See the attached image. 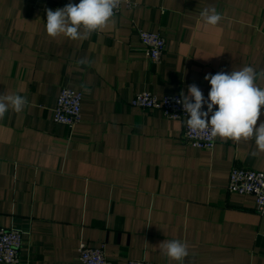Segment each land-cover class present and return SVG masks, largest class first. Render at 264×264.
<instances>
[{
  "label": "crops",
  "instance_id": "0c3cea01",
  "mask_svg": "<svg viewBox=\"0 0 264 264\" xmlns=\"http://www.w3.org/2000/svg\"><path fill=\"white\" fill-rule=\"evenodd\" d=\"M129 1L72 40L47 35L46 10L80 0H0V94L28 101L0 119V226L22 232L18 264H82V245L103 246L111 264H179L162 252L171 240L188 245L182 264H264V214L227 190L234 166L264 172L254 139L194 147L188 116L130 104L136 92L186 95L192 84L207 99L205 75L245 66L264 88V0ZM210 8L222 15L215 26L200 15ZM139 29L165 39L160 62ZM62 87L82 93L73 127L52 118Z\"/></svg>",
  "mask_w": 264,
  "mask_h": 264
},
{
  "label": "clouds",
  "instance_id": "9594fccd",
  "mask_svg": "<svg viewBox=\"0 0 264 264\" xmlns=\"http://www.w3.org/2000/svg\"><path fill=\"white\" fill-rule=\"evenodd\" d=\"M121 2L80 0L78 4L69 2L63 8L47 9L46 33L52 38L64 35L72 40L88 39L93 32L108 26ZM200 15L204 23L211 26L217 25L222 19L215 8L204 9ZM257 76L251 66L231 73L207 74L204 77L210 84L207 99L197 85H189L187 94L181 93L176 100V103L182 104L188 116L189 128L210 129L212 138L218 136L235 141L254 139L258 150L264 152V122L257 126L261 108L264 107V88L257 85ZM259 76L264 78V72L259 73ZM27 103L25 96L0 94V119H3L9 108L16 113L22 112ZM205 105L206 111L203 110ZM161 244L163 254L179 264L189 255L188 245L180 240Z\"/></svg>",
  "mask_w": 264,
  "mask_h": 264
},
{
  "label": "built area",
  "instance_id": "2783aa9c",
  "mask_svg": "<svg viewBox=\"0 0 264 264\" xmlns=\"http://www.w3.org/2000/svg\"><path fill=\"white\" fill-rule=\"evenodd\" d=\"M129 0H122L115 14L121 12L123 7L131 8ZM138 37L144 46V53L152 63L160 62L165 51V39L157 32L138 30ZM180 94H165L157 96L150 91L136 92L130 104L145 110L158 109L170 119H184L182 104L176 103ZM82 93L68 87H62L58 93L56 104L52 109V118L55 122L67 127H73L81 120ZM183 138L190 145L203 149H211L215 138L211 137V130H192L183 123ZM227 190L230 193L247 194L254 197L255 210L264 214V172L234 166L229 172ZM22 245V232L15 228L0 226V263L18 264L20 261V248ZM82 264H111L105 256L104 248L82 245L79 250ZM127 264H153L146 260H128Z\"/></svg>",
  "mask_w": 264,
  "mask_h": 264
}]
</instances>
